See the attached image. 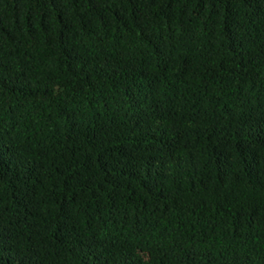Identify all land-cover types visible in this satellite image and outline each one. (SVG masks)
Here are the masks:
<instances>
[{"label":"trees","instance_id":"1","mask_svg":"<svg viewBox=\"0 0 264 264\" xmlns=\"http://www.w3.org/2000/svg\"><path fill=\"white\" fill-rule=\"evenodd\" d=\"M0 264H264V0H0Z\"/></svg>","mask_w":264,"mask_h":264}]
</instances>
